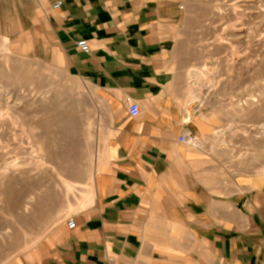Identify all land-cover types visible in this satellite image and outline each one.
I'll use <instances>...</instances> for the list:
<instances>
[{
    "label": "crops",
    "instance_id": "obj_1",
    "mask_svg": "<svg viewBox=\"0 0 264 264\" xmlns=\"http://www.w3.org/2000/svg\"><path fill=\"white\" fill-rule=\"evenodd\" d=\"M182 10L181 0H45L49 32L102 117L91 172L67 181V210L28 264H264V173H245L197 110Z\"/></svg>",
    "mask_w": 264,
    "mask_h": 264
},
{
    "label": "rangeland",
    "instance_id": "obj_2",
    "mask_svg": "<svg viewBox=\"0 0 264 264\" xmlns=\"http://www.w3.org/2000/svg\"><path fill=\"white\" fill-rule=\"evenodd\" d=\"M181 7L182 67L197 110L244 172L261 175L264 0ZM98 102L54 42L45 0H0V264H28L67 210V181L91 172Z\"/></svg>",
    "mask_w": 264,
    "mask_h": 264
},
{
    "label": "built area",
    "instance_id": "obj_3",
    "mask_svg": "<svg viewBox=\"0 0 264 264\" xmlns=\"http://www.w3.org/2000/svg\"><path fill=\"white\" fill-rule=\"evenodd\" d=\"M61 2H57L54 7L59 8L61 6ZM79 49L85 53L90 52V45L86 40H80L77 44ZM129 114L131 117H138L140 114V108L137 104L132 103L129 107ZM180 141L181 142H191L192 144H196V139L193 136H189L187 134H183L180 136ZM68 227L70 229H73L75 227V223L73 220L68 222Z\"/></svg>",
    "mask_w": 264,
    "mask_h": 264
}]
</instances>
